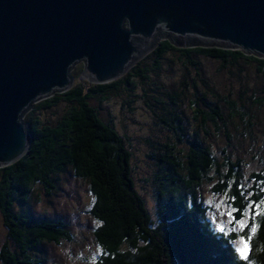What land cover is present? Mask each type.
<instances>
[{"label":"trees","instance_id":"1","mask_svg":"<svg viewBox=\"0 0 264 264\" xmlns=\"http://www.w3.org/2000/svg\"><path fill=\"white\" fill-rule=\"evenodd\" d=\"M171 53L184 59L197 76L200 63L195 58L204 56L224 66L255 64L264 77V59L259 56L239 49L178 48L165 39L130 73L114 82L79 83L30 105L21 117L31 139L28 152L16 163L0 168V213L8 239L0 250V264H58L50 262L47 245L60 246L71 242L73 236L63 220L37 218L30 205L34 190L42 189L51 196L58 189L60 176L67 173L87 183L93 196L89 213L97 223L94 236L101 248L95 264H264V173H253L247 180L243 161L234 159L228 147L216 156L200 133L211 125L221 132L240 114L245 127L253 128L251 120L244 118L246 112L238 110L237 101L213 95L216 100L212 102L206 94L191 97L186 94L187 83L178 92L166 93L170 96L167 103L154 98L166 109L159 121L175 139L162 144L156 157L155 218L136 189L133 154L125 139L91 104L94 99L106 101L122 89L133 94L137 81L148 85L150 73L160 71ZM148 95L146 92L145 97ZM186 103L198 126L192 132L182 109ZM255 103L264 106V97ZM60 105L65 109L55 122L41 116ZM206 185H212L213 193L227 196L235 209V221L244 219L248 227L229 232L215 229L208 217L210 209L199 196ZM253 225L256 231L245 261L234 242L247 238Z\"/></svg>","mask_w":264,"mask_h":264},{"label":"water","instance_id":"2","mask_svg":"<svg viewBox=\"0 0 264 264\" xmlns=\"http://www.w3.org/2000/svg\"><path fill=\"white\" fill-rule=\"evenodd\" d=\"M162 38L264 59V0H0V168L28 152L24 112L72 89L76 63L108 84Z\"/></svg>","mask_w":264,"mask_h":264},{"label":"rangeland","instance_id":"3","mask_svg":"<svg viewBox=\"0 0 264 264\" xmlns=\"http://www.w3.org/2000/svg\"><path fill=\"white\" fill-rule=\"evenodd\" d=\"M165 39H160V42ZM144 58L138 59L133 67ZM195 60L200 63L199 76L184 59H179L177 54L171 53L162 62L160 71L150 73L148 85L137 81L133 94L122 89L106 101H91L101 118L114 126L132 152V176L135 186L152 218H155L156 211V188L153 183L157 170L156 157L162 144L175 142L174 134L159 121V116H163L166 109L160 103L157 104L154 98L163 99V102L167 103L170 96L165 94L179 91L183 83H187L189 88L186 89V94L191 97L206 94L208 99L214 102L216 99L213 95H217L218 98L229 97L239 103L238 110L240 113L246 112L244 118L251 120L253 128L245 127V120H242L243 116L240 114L228 121L227 127L221 132H217L211 125L200 133L205 145L210 147L216 156L228 147L227 150L234 159H241L247 180L253 173H264V106L260 107L255 103L257 99L264 97L263 75L258 72L255 64L240 62L235 66H224L220 61L204 56ZM131 69L125 75L130 73ZM84 70V61L73 66L70 75L74 79V85L89 84L84 77ZM145 90L149 94L148 98L145 97ZM222 108L226 116L230 117L231 113L223 103ZM64 109L65 106L60 105L51 111H43L41 116L46 121L55 122ZM182 109L186 112L189 132L198 130L197 123L193 120L194 114L188 110V103ZM199 196L210 209L208 217L215 229L225 232L240 229L236 225L233 208L227 196L213 193L212 185L202 186ZM92 204L93 196L88 184L68 173L60 176L58 189L51 196H46L42 189L34 190L30 205L34 215L43 220H63L73 236L71 242H63L60 246L47 245L50 262L95 264L101 254V248L94 236L97 223L89 213ZM241 239L234 242L236 250ZM7 240V230L0 213V250Z\"/></svg>","mask_w":264,"mask_h":264},{"label":"snow or ice","instance_id":"4","mask_svg":"<svg viewBox=\"0 0 264 264\" xmlns=\"http://www.w3.org/2000/svg\"><path fill=\"white\" fill-rule=\"evenodd\" d=\"M248 207L251 208L252 205L250 204V205H248ZM255 207L257 209H259L260 205H256ZM232 211H235V209H233ZM229 215H231V213H229ZM256 215H259V211H257ZM236 225L240 229L248 227L247 222L244 219L236 221ZM255 231H256L255 225L251 226L250 229H249V235L247 236V238H242L241 239L240 246L237 248V251H238L239 255L245 261H247L249 259L248 255H247V253L251 250L250 247H249V241L251 239V235L255 234Z\"/></svg>","mask_w":264,"mask_h":264}]
</instances>
